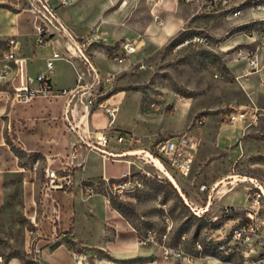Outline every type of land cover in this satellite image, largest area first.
Masks as SVG:
<instances>
[{
  "label": "rangeland",
  "instance_id": "rangeland-1",
  "mask_svg": "<svg viewBox=\"0 0 264 264\" xmlns=\"http://www.w3.org/2000/svg\"><path fill=\"white\" fill-rule=\"evenodd\" d=\"M171 2L178 6V13L172 8L168 10L177 22L170 31H166L168 15H165L164 27L156 25L146 0H69V5L61 9V15L66 17L68 14L64 19L78 36L95 38L96 41L88 42V50L97 58L103 75L111 71L117 73L110 94L120 103L119 117L123 121H117L116 125L131 129L142 138V144L135 149L155 152V142L175 136L176 132L192 130L198 135L199 148L192 174L188 179L178 180L182 192L189 201L193 200L195 208L202 206L208 195V191H199L203 184L210 189L219 181L233 182L230 176L264 180V93L255 92L253 88L245 91L232 71L230 63L235 60L231 52L219 49L220 46L227 49L238 44L234 39L243 36L237 28L241 18H230L220 5L213 10H201L185 0L178 4ZM32 21L30 14L21 15L22 35H34ZM194 34H207L221 45L212 48L198 45L178 47L184 38ZM138 39L142 41V47L132 56V66L107 62L106 57L113 45ZM2 48L0 44V57ZM41 65L40 68L45 70V62ZM241 67L238 63L237 69ZM70 72L73 74L69 64L57 62L52 75L55 74L54 81L58 86L69 81L66 77ZM62 102L48 105L50 103L44 99L36 100L40 107L55 108ZM242 105L254 108L257 117L253 119L249 114L239 134L226 140L224 134H229L230 125L234 124L227 121L226 115L240 112ZM27 112L16 110L13 115L15 118L28 117ZM203 114L207 116V122L197 128L196 120ZM3 119L7 123V118ZM6 123L2 133L5 139L3 148L9 147L13 155L20 157L22 151L13 141L15 135L11 136L12 131ZM1 127L3 123L0 133ZM222 127H225L224 133ZM95 164L96 160L90 154L88 165ZM109 169L115 178H119L128 167L125 163L109 162ZM221 185L218 189L222 191L231 186L221 189ZM221 196L213 193V210L206 213L207 217L220 216L221 205L243 208L245 185H237L224 199L222 197L223 200ZM110 205L139 232L154 229L158 236L169 232V240L164 241L167 245L174 246L186 233L188 253H195L197 243L207 244L208 235H213L214 228L219 226V221L210 226L207 220L195 215L167 179L151 180L135 193L113 196ZM0 233V253H18L13 248L20 246L22 241L14 235H11L13 241L9 238L12 233L9 221L0 219Z\"/></svg>",
  "mask_w": 264,
  "mask_h": 264
},
{
  "label": "built area",
  "instance_id": "built-area-1",
  "mask_svg": "<svg viewBox=\"0 0 264 264\" xmlns=\"http://www.w3.org/2000/svg\"><path fill=\"white\" fill-rule=\"evenodd\" d=\"M146 1L151 8L154 21L162 25V8L172 0ZM185 1L198 6L201 10L203 8L213 10L220 5L230 18L247 19L237 24V28L248 41L226 49L207 34H194L184 38L178 45L179 48L189 45L205 48L220 46V51L231 52L235 61L245 64L243 73L236 76L238 81H246L251 75L260 72V53L264 49V0ZM173 2L178 4L180 0H173ZM5 3L33 17L35 49L52 48V51L45 57V73L36 74L34 76L36 85H32L29 82L27 67L35 56L28 54L27 46L17 37L8 39L3 45L0 57V102L10 108L20 109L37 99L48 102L62 100L66 129L70 134H74L76 139V142L71 143L70 161L67 162L61 158L62 169L55 170L50 165L43 168V195L56 207L55 213H59L57 208L59 204L52 193L69 192L73 189L74 170L81 165L74 160L78 159L81 149L97 152L107 161H122L127 164L128 170L119 178L103 177L80 185L84 194L102 195L109 204L113 196L135 193L143 189L148 181L156 179L170 181L168 175L177 182L178 179L190 177L200 141L198 135L192 130L176 132L175 136L153 144L155 152L149 153L160 163L162 169L149 162L143 155H131L133 152L144 149H135V146L142 144V138L137 133L115 126L116 116L121 106L110 91L117 79V73L111 71L103 75L88 50V42L96 41L95 38L76 36L61 19L60 9L68 6L69 0H16L14 5L7 0ZM254 15L261 17L255 18ZM112 47L113 50L107 57L111 62L118 66H132L131 58L140 51L142 41L123 40ZM59 61L66 62L72 68L74 85L70 88H58L52 80L51 74ZM255 111L243 109L226 115V118L232 123L246 121L249 114L253 119L257 117ZM95 112H101L109 118L107 128L99 130L90 127V116ZM207 119L205 114L199 116L195 123L196 127L202 128ZM9 128L11 130L10 126ZM112 143L125 145L126 149L110 150ZM147 166L156 171H151ZM244 179L221 185V189L231 185L226 191L218 189L221 181L215 183L210 189L207 185H201L199 191L202 193L208 191V195L203 201L204 204L195 208L193 207L195 203L186 199V194L183 196L175 187L195 215L207 220L210 226L219 221V226L214 228L215 233L208 235L207 244L194 245L195 253L186 251L188 239L186 233L179 237L174 246H170L164 242L169 240V232L158 236L154 229H145L143 232L138 231V243L156 245L161 249L164 259L178 260L181 264H195L200 258H212L218 264H264V180L248 177ZM240 183L245 185L244 207L225 206L221 209L220 216L207 217L206 213L213 204V193L217 196L222 195L220 198L222 199L228 191ZM198 209L206 211L200 213ZM85 259L82 254H75L76 264H83ZM0 264H3L2 257H0Z\"/></svg>",
  "mask_w": 264,
  "mask_h": 264
},
{
  "label": "crops",
  "instance_id": "crops-1",
  "mask_svg": "<svg viewBox=\"0 0 264 264\" xmlns=\"http://www.w3.org/2000/svg\"><path fill=\"white\" fill-rule=\"evenodd\" d=\"M6 1L0 0V42L4 45L8 39L17 37L27 46L28 54L35 56V59L28 64L27 74L29 82L36 85L34 76L38 73H45L46 70L40 67L52 48L35 49L34 35L28 36L21 33L20 18L26 13L19 12L15 7L6 4ZM8 1H11L13 5L16 3V0ZM174 5L170 2L162 8V25L154 21L156 25L164 27L165 15H168L169 22L166 31H170L177 25L174 17L168 13L169 8H172L176 14L178 13V6ZM67 16L68 14L62 17L60 9L61 19L70 28L64 19ZM253 17L261 16L254 15ZM246 20L243 18L240 23ZM74 34L78 36L75 32ZM234 41L244 44L248 40L243 35ZM92 57L97 64V58L94 55ZM260 58V72L251 75L246 81L239 80L245 91L253 88L255 92L264 93V49L260 53ZM106 59L107 62H111L107 57ZM238 63L240 62L233 61L230 65L233 73L240 76L245 64L241 63V69H237ZM97 65L99 66V63ZM34 67L39 69L34 71ZM54 75L51 74V77L58 88H70L74 85L72 72L67 73L66 78L69 81L61 86L54 81ZM70 75L72 78L69 77ZM49 103L48 105H57V102ZM39 105L35 100L21 110L18 107L10 108L0 102V125L3 123L0 133V219L10 222L12 233L9 238L12 240L11 235H14L20 237L22 241L20 246L13 248V251H18V253L6 252L5 255L0 253L3 264H76L75 254H82L86 258L83 264H181L178 260L164 259L161 249L156 245L139 244L138 230L114 209L104 196H88L81 191L82 183L97 181L103 177L115 178L109 169V162H125L107 161L97 152L81 149L78 159L74 160L75 163L81 165L74 170L73 189L69 192L55 191L52 193L53 198L59 204L57 207L59 213H55L56 207L43 195V168L50 165L52 169H62L61 158L67 162L70 161L71 143L76 142V139L74 134H70L66 129L63 102L55 108ZM247 108L254 110L245 105L240 107L241 111ZM16 110H27L29 116L15 118L13 113ZM119 115L118 113L116 116L115 126L132 131L116 125L117 121H123ZM3 117L7 118V123ZM244 122L238 121L230 125L232 126L230 133L224 134L226 140L237 136ZM4 123L11 126V136L15 135L13 141L17 142L22 156L13 155L14 152L9 147L3 148ZM108 123L109 118L101 112H95L90 116L92 129L107 128ZM224 129L225 127H222V133ZM118 146L112 143L110 150L126 149L125 146L121 148ZM90 154H93L96 160L95 165H88ZM92 170L93 173H89ZM211 207L208 212L213 210ZM195 264L218 263L214 260H197Z\"/></svg>",
  "mask_w": 264,
  "mask_h": 264
},
{
  "label": "bare ground",
  "instance_id": "bare-ground-1",
  "mask_svg": "<svg viewBox=\"0 0 264 264\" xmlns=\"http://www.w3.org/2000/svg\"><path fill=\"white\" fill-rule=\"evenodd\" d=\"M133 154H136V155H143V157L145 158V159H147L149 162H151V163H154V164H156L159 168H161L162 169V166L160 165V163L147 151H144V150H138V151H136V152H133L131 155H133ZM169 176V179H170V181L172 182V184L175 186V187H177L180 191H181V193H182V195L184 196V194H183V192H182V190H181V188H180V185H179V183L177 182V180H175L171 175H168ZM229 179H231L233 182H235V181H237V182H239L240 180H245L244 179V177L243 178H237L236 176H230L229 177ZM221 184H224V185H226V184H229V183H224V181H221L220 183H219V186L221 185ZM234 189H232L231 191H233ZM231 191H228V192H231ZM228 192L226 193V194H228ZM225 194V195H226ZM224 195V196H225ZM187 199V198H186ZM204 211H206L205 209H199V212L201 213V212H204Z\"/></svg>",
  "mask_w": 264,
  "mask_h": 264
},
{
  "label": "trees",
  "instance_id": "trees-1",
  "mask_svg": "<svg viewBox=\"0 0 264 264\" xmlns=\"http://www.w3.org/2000/svg\"><path fill=\"white\" fill-rule=\"evenodd\" d=\"M191 36H192V35H191ZM0 44H2V46H3V43L0 42ZM200 219H204V218H200Z\"/></svg>",
  "mask_w": 264,
  "mask_h": 264
}]
</instances>
